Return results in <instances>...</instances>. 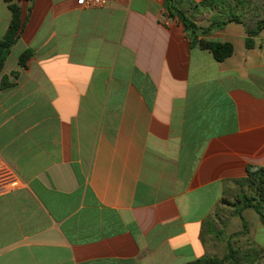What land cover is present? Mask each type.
<instances>
[{"label": "crops", "instance_id": "1", "mask_svg": "<svg viewBox=\"0 0 264 264\" xmlns=\"http://www.w3.org/2000/svg\"><path fill=\"white\" fill-rule=\"evenodd\" d=\"M16 2L23 30L0 74L10 187L0 192V264L206 257L215 214L249 168L264 167V31L250 49L243 24L201 36L234 45L218 61L191 45L164 0ZM11 19L0 0V41ZM251 218L248 235L264 251V225Z\"/></svg>", "mask_w": 264, "mask_h": 264}, {"label": "trees", "instance_id": "2", "mask_svg": "<svg viewBox=\"0 0 264 264\" xmlns=\"http://www.w3.org/2000/svg\"><path fill=\"white\" fill-rule=\"evenodd\" d=\"M6 1L11 10L12 19L4 38L0 41V74L3 71L6 59L20 39L24 25L20 4L14 0ZM164 1L168 16L171 18H178L183 24L185 32L191 41V45H199L202 49L211 51L218 61H224L232 56L235 50L234 45L231 42L208 41L201 36L205 37L215 30L224 29L230 23L243 24L246 27V47L250 49L255 45V38L264 31V0H259L260 3H255V0H204L199 3L189 2V0ZM231 1L236 2V5L234 8L229 7L228 11H226L227 19H222L223 16L220 15V12L223 11L226 3ZM188 4H192L194 12L197 14L200 11L214 12L217 10L215 11L216 16L208 26H200L195 21V15H193V17L187 15L186 9ZM247 9L254 10L258 17L255 25L251 27L244 21L247 14H238L239 11H246ZM230 10H235L237 14H229L228 12ZM260 11L263 17H261ZM32 56L33 52L31 50L25 51L19 57L20 64L26 66ZM7 86H9V84H2L4 88ZM243 183L248 184L251 189L250 192H254V194H244L239 200L241 206L235 209V214L241 218L243 228L242 231L232 236L247 235L249 233V224L243 216L245 209H253L259 215L264 225V167H260L256 170L249 168L248 175L243 180ZM228 247L229 251L223 258L202 257L188 264H255L264 256V251L255 245H251L243 250L241 248H235L229 242Z\"/></svg>", "mask_w": 264, "mask_h": 264}, {"label": "rangeland", "instance_id": "3", "mask_svg": "<svg viewBox=\"0 0 264 264\" xmlns=\"http://www.w3.org/2000/svg\"><path fill=\"white\" fill-rule=\"evenodd\" d=\"M16 1V0H14ZM255 3H260L259 0H255ZM236 5V2H228L225 4V8H223V11L220 12L221 16H223L222 19H227V13L229 7L234 8ZM186 13L188 16L193 17L195 15L198 16L197 13H192L190 10L186 9ZM226 13V15H225ZM229 14H237L235 10H230L228 12ZM247 14V17L244 18L245 23L251 27L254 26L256 21L258 20L257 14L254 10H246V11H239L238 14ZM261 17H263L262 12L260 11ZM218 15V14H217ZM215 14H208L204 16V19L202 20L203 23L210 24L211 21L215 18ZM219 16V15H218ZM240 29H242L241 26H239ZM250 186L246 183H242L238 186H236L233 193L229 195V197L226 198L225 202H223V205L219 208L217 213L215 214V220L213 221L212 226L210 229L206 231V244L208 248V254L206 257H217V258H223L227 255L229 251V242L235 247V248H241L243 250L247 249L249 246L254 245L252 242L251 237L247 235H237V236H230L234 233H238L237 227H241L242 229V220L240 217H236L234 223H236L237 227L232 224V219L235 216V209L240 208L241 204L239 203L240 199L243 197L244 194L251 195L254 194V192H250ZM250 213V214H249ZM249 213H246L244 215L245 219H250V215H254L255 217H258V214L253 210L250 209ZM246 219V220H247ZM230 236V238H229ZM259 261V260H258Z\"/></svg>", "mask_w": 264, "mask_h": 264}, {"label": "built area", "instance_id": "4", "mask_svg": "<svg viewBox=\"0 0 264 264\" xmlns=\"http://www.w3.org/2000/svg\"><path fill=\"white\" fill-rule=\"evenodd\" d=\"M77 5L83 9H95V8H102L107 7L116 2V0H76ZM6 177L4 171L0 170V192H5L10 189L3 184V180Z\"/></svg>", "mask_w": 264, "mask_h": 264}]
</instances>
